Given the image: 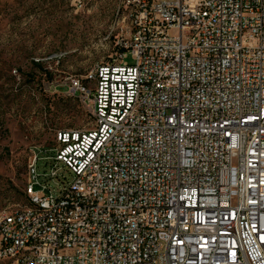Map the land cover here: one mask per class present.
Here are the masks:
<instances>
[{
	"label": "built area",
	"instance_id": "2783aa9c",
	"mask_svg": "<svg viewBox=\"0 0 264 264\" xmlns=\"http://www.w3.org/2000/svg\"><path fill=\"white\" fill-rule=\"evenodd\" d=\"M110 20L70 86L93 124L33 149L0 261L264 264V0H115Z\"/></svg>",
	"mask_w": 264,
	"mask_h": 264
},
{
	"label": "rangeland",
	"instance_id": "374dc122",
	"mask_svg": "<svg viewBox=\"0 0 264 264\" xmlns=\"http://www.w3.org/2000/svg\"><path fill=\"white\" fill-rule=\"evenodd\" d=\"M114 6L115 0H0V214L27 203L35 147H52L58 133L92 126L70 86L111 30ZM38 167L46 171L44 162Z\"/></svg>",
	"mask_w": 264,
	"mask_h": 264
},
{
	"label": "trees",
	"instance_id": "16d2710c",
	"mask_svg": "<svg viewBox=\"0 0 264 264\" xmlns=\"http://www.w3.org/2000/svg\"><path fill=\"white\" fill-rule=\"evenodd\" d=\"M33 64H34V66H35V67H38V68H40V65H39V63H38V62H33Z\"/></svg>",
	"mask_w": 264,
	"mask_h": 264
}]
</instances>
